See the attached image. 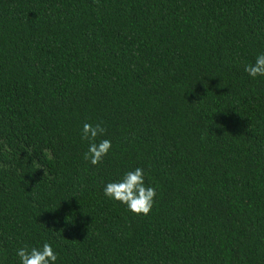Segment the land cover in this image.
Wrapping results in <instances>:
<instances>
[{
    "label": "trees",
    "instance_id": "trees-1",
    "mask_svg": "<svg viewBox=\"0 0 264 264\" xmlns=\"http://www.w3.org/2000/svg\"><path fill=\"white\" fill-rule=\"evenodd\" d=\"M262 53L264 0H0V264H264ZM137 167L146 216L103 194Z\"/></svg>",
    "mask_w": 264,
    "mask_h": 264
},
{
    "label": "clouds",
    "instance_id": "clouds-1",
    "mask_svg": "<svg viewBox=\"0 0 264 264\" xmlns=\"http://www.w3.org/2000/svg\"><path fill=\"white\" fill-rule=\"evenodd\" d=\"M245 72L252 78L264 76V53L258 55L254 64L245 66ZM106 129L97 123L92 125L84 123L81 129V140L88 142V150L83 154L85 161L95 166L103 161L112 147L111 141L97 138L103 136ZM145 173L142 168L137 167L124 174L117 182L107 183L103 189L106 198L126 205L127 209L134 215H148L153 208L157 191L155 187L145 186ZM16 255L20 264H56L57 253L48 242L41 247L29 248L25 245L17 249Z\"/></svg>",
    "mask_w": 264,
    "mask_h": 264
}]
</instances>
